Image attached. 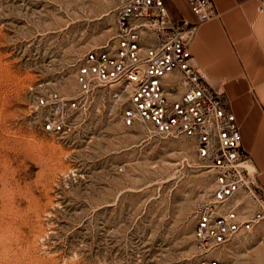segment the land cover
Wrapping results in <instances>:
<instances>
[{
	"label": "rangeland",
	"instance_id": "1",
	"mask_svg": "<svg viewBox=\"0 0 264 264\" xmlns=\"http://www.w3.org/2000/svg\"><path fill=\"white\" fill-rule=\"evenodd\" d=\"M116 4L0 0V264H264V225L198 246L194 208L212 171L188 137L124 125L116 84L78 101L67 133L42 129L36 97L75 96L77 65L110 43Z\"/></svg>",
	"mask_w": 264,
	"mask_h": 264
},
{
	"label": "built area",
	"instance_id": "2",
	"mask_svg": "<svg viewBox=\"0 0 264 264\" xmlns=\"http://www.w3.org/2000/svg\"><path fill=\"white\" fill-rule=\"evenodd\" d=\"M188 1L196 22L172 20L164 0H117L115 32L110 43L87 51L77 65L75 96L49 90L36 97L34 108L44 131L67 133L78 101L116 84L111 96L126 103L120 112L124 125L142 122L155 134L188 137L214 177L210 197L194 208L193 230L198 246L211 252L264 225V186L242 147L224 92L192 63L189 45L198 24L218 12L212 0Z\"/></svg>",
	"mask_w": 264,
	"mask_h": 264
},
{
	"label": "crops",
	"instance_id": "3",
	"mask_svg": "<svg viewBox=\"0 0 264 264\" xmlns=\"http://www.w3.org/2000/svg\"><path fill=\"white\" fill-rule=\"evenodd\" d=\"M218 16L198 24L189 49L233 111L241 144L264 186V13L261 0H212ZM170 17L196 22L188 0H164Z\"/></svg>",
	"mask_w": 264,
	"mask_h": 264
},
{
	"label": "bare ground",
	"instance_id": "4",
	"mask_svg": "<svg viewBox=\"0 0 264 264\" xmlns=\"http://www.w3.org/2000/svg\"><path fill=\"white\" fill-rule=\"evenodd\" d=\"M16 218H18V222L19 224H26L28 222V215H27V212H18L16 213ZM21 226V225H20ZM20 228V227H19ZM32 232V231H31ZM18 239V237H17ZM22 239V237H21ZM34 239H35V236H34ZM32 245V244H31ZM27 246V245H26ZM27 256V255H26ZM19 258V257H18Z\"/></svg>",
	"mask_w": 264,
	"mask_h": 264
}]
</instances>
